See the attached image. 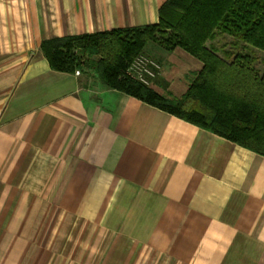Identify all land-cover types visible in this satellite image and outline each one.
I'll use <instances>...</instances> for the list:
<instances>
[{
    "label": "crops",
    "instance_id": "obj_1",
    "mask_svg": "<svg viewBox=\"0 0 264 264\" xmlns=\"http://www.w3.org/2000/svg\"><path fill=\"white\" fill-rule=\"evenodd\" d=\"M164 1L0 0V264H264V155L40 51Z\"/></svg>",
    "mask_w": 264,
    "mask_h": 264
},
{
    "label": "trees",
    "instance_id": "obj_2",
    "mask_svg": "<svg viewBox=\"0 0 264 264\" xmlns=\"http://www.w3.org/2000/svg\"><path fill=\"white\" fill-rule=\"evenodd\" d=\"M218 34L264 51V0H165L157 23L45 39L40 51L58 71L95 74L105 87L156 106L264 155V72L246 54L206 45ZM148 42L201 63L179 97H166L127 73Z\"/></svg>",
    "mask_w": 264,
    "mask_h": 264
},
{
    "label": "rangeland",
    "instance_id": "obj_3",
    "mask_svg": "<svg viewBox=\"0 0 264 264\" xmlns=\"http://www.w3.org/2000/svg\"><path fill=\"white\" fill-rule=\"evenodd\" d=\"M210 44L216 47L217 53L220 56L223 55V51H230L232 54L242 53L248 55L253 59L252 65L260 73L264 72V51L247 47L240 40L226 34H218L212 41H207L206 45L209 46ZM161 49L163 48L155 42H148L143 50L144 54L152 57L160 64L159 72L149 86L152 87L155 82H158V78H161L160 90H157L156 88L153 89H156L157 92L166 97H179L187 89V86L194 74L201 68L198 66L200 65V62L185 53L180 48H175L170 51L163 49L166 51L164 53L161 52ZM90 77L98 80L95 74H91V72L89 78ZM46 243H49V241H42L43 245ZM33 244H35L34 240L31 241L28 246V250H31ZM40 257L41 256L33 255L26 256L24 257L25 262L23 261L22 263L33 264L36 260H38V258L40 259ZM41 259L43 264H66L65 255H46L42 256Z\"/></svg>",
    "mask_w": 264,
    "mask_h": 264
},
{
    "label": "built area",
    "instance_id": "obj_4",
    "mask_svg": "<svg viewBox=\"0 0 264 264\" xmlns=\"http://www.w3.org/2000/svg\"><path fill=\"white\" fill-rule=\"evenodd\" d=\"M160 69V64L146 54H139L133 58L126 69V73L133 79L150 85ZM78 74V70L75 71Z\"/></svg>",
    "mask_w": 264,
    "mask_h": 264
}]
</instances>
